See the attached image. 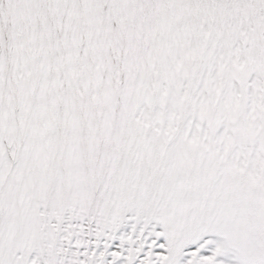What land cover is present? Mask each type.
I'll return each instance as SVG.
<instances>
[{
    "label": "snow or ice",
    "instance_id": "6c2138e0",
    "mask_svg": "<svg viewBox=\"0 0 264 264\" xmlns=\"http://www.w3.org/2000/svg\"><path fill=\"white\" fill-rule=\"evenodd\" d=\"M0 264H264V0H0Z\"/></svg>",
    "mask_w": 264,
    "mask_h": 264
}]
</instances>
